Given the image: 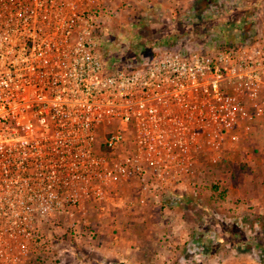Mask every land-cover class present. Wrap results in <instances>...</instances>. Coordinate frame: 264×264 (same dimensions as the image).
<instances>
[{
	"label": "built area",
	"instance_id": "obj_1",
	"mask_svg": "<svg viewBox=\"0 0 264 264\" xmlns=\"http://www.w3.org/2000/svg\"><path fill=\"white\" fill-rule=\"evenodd\" d=\"M114 4L0 0V264H62L61 223L129 183L134 206L186 185L264 119V34L107 67Z\"/></svg>",
	"mask_w": 264,
	"mask_h": 264
},
{
	"label": "rangeland",
	"instance_id": "obj_2",
	"mask_svg": "<svg viewBox=\"0 0 264 264\" xmlns=\"http://www.w3.org/2000/svg\"><path fill=\"white\" fill-rule=\"evenodd\" d=\"M150 2L114 0L117 9L99 33L98 51L107 67L126 66L140 53L151 54L168 46L194 50L213 48L220 42L235 46L264 34V0H193L186 11L190 8L195 14L178 21L169 12L155 10ZM223 23L230 28H222ZM139 190L137 183L122 186L98 210L99 224L88 217L76 223L77 229L68 222L57 226L53 231L59 239L57 262L131 264L112 256L120 251V230L149 229L162 234L160 242L168 241L155 248L145 245L149 264L264 263V119L219 165L203 168L186 185L159 191L158 198L149 197L146 205L134 206L131 199ZM142 208L147 218L128 226L124 216ZM171 217L177 219L175 232L165 223ZM95 247L102 251H94ZM216 251L224 257L219 262L213 261ZM105 253L110 261L103 258ZM47 261L34 258L32 264Z\"/></svg>",
	"mask_w": 264,
	"mask_h": 264
},
{
	"label": "crops",
	"instance_id": "obj_3",
	"mask_svg": "<svg viewBox=\"0 0 264 264\" xmlns=\"http://www.w3.org/2000/svg\"><path fill=\"white\" fill-rule=\"evenodd\" d=\"M180 2H182L184 5H181ZM152 4L153 7H155L154 9H158L160 11L163 10V12L166 14L169 12L172 15V19L178 21L180 18H186L187 16H191L194 15L195 13L192 12V10H187V7H191V4L193 3V0H151L150 2ZM197 20V18L195 19ZM107 214H109L108 212H106ZM99 211L91 208L90 210V215L89 217L91 218V221H99L98 219H100L99 217ZM106 215V214H104ZM144 215H148L147 211L144 210V208L140 209L139 211H136L134 213H131L129 215H125L124 218L127 219V223L129 226V223L131 222H139L138 219H142L144 218ZM110 216V214H109ZM112 216V215H111ZM110 216V217H111ZM147 218V217H145ZM144 218V219H145ZM177 219H175L176 221ZM162 221H165L164 219ZM170 221V222H169ZM175 221H173L172 217L169 219H166L165 223H168L169 226H172V232H175L177 229H179V227L177 226V223H174ZM99 224V222H97ZM96 223V224H97ZM175 230V231H174ZM120 238L121 239V243L119 244V242H117V245L119 244L120 247V251L117 253L112 252V256L113 255H117L120 256V261H128V263L131 264H149L147 261V257H148V253H144L145 250H147V248L145 247V245H151V247H156V245L160 246L159 243H166L168 241H163L160 242L159 241V236L160 234L152 231V230H140V232L138 230H133V229H126L125 232H123V229L120 230ZM166 232L165 230H162V233ZM162 235V234H161ZM161 237V236H160ZM176 239V237H174ZM162 239V238H161ZM173 239V240H175ZM170 242V241H169ZM175 243V242H174ZM171 244V243H168ZM164 246L166 244H163ZM122 247V248H121ZM94 251H102V248L100 247H95L93 248ZM96 253V252H95ZM103 253V252H102ZM151 253L149 252V255ZM185 254V253H184ZM178 255H182L180 251H178ZM215 258L213 259V261H217L219 262V259L222 258V252H215ZM111 256H109V254L105 253V256H103L104 259L110 261L109 259ZM114 257V256H113ZM224 258V257H223ZM222 258V259H223ZM151 259L153 261V256H151ZM65 262V261H64ZM63 263V262H62ZM65 264H69L68 261L65 262ZM75 264H79L78 262H75ZM112 264V263H110ZM221 264V263H219ZM254 264H264L263 260H257V262H254Z\"/></svg>",
	"mask_w": 264,
	"mask_h": 264
}]
</instances>
